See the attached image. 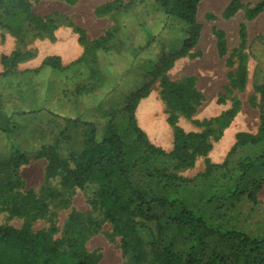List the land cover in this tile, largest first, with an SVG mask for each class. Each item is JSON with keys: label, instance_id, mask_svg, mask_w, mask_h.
Segmentation results:
<instances>
[{"label": "rangeland", "instance_id": "1", "mask_svg": "<svg viewBox=\"0 0 264 264\" xmlns=\"http://www.w3.org/2000/svg\"><path fill=\"white\" fill-rule=\"evenodd\" d=\"M239 1L233 14V0L199 3L198 44L137 103L146 141L136 140L126 113L115 117L131 182L145 196L123 213L128 198L121 188L114 203L103 200L98 179L83 189L63 186V174L51 171L46 158L17 169L8 162L16 149L57 145L56 156L74 168L84 129L66 131L67 121H92L102 132L163 53L181 46L186 27L154 0H0V118L17 127L0 131V226L45 235L64 252L86 251L94 264H159L153 250L163 246L158 225L172 213L155 201L177 199L216 230L264 239V11L250 16L264 0ZM98 40H105L104 50L90 55ZM48 57L60 58L63 71L45 69ZM226 113L231 121L220 130ZM178 132L204 140L183 147ZM175 243L184 255V236Z\"/></svg>", "mask_w": 264, "mask_h": 264}, {"label": "trees", "instance_id": "2", "mask_svg": "<svg viewBox=\"0 0 264 264\" xmlns=\"http://www.w3.org/2000/svg\"><path fill=\"white\" fill-rule=\"evenodd\" d=\"M154 2L168 19L180 22L186 27V37L178 49L170 48L169 51L163 53L154 70L148 72L143 85L128 96L123 106L120 107L121 109L110 113L102 132L92 121L81 119L67 121L66 131L68 129H84L82 134L83 149L74 158V168H70L66 161L60 160L56 156L57 145L29 153L16 149L8 165L17 169L33 160L46 158L51 171H60L63 174L62 184L65 187L75 186L83 189L87 183L98 179L102 187L103 200L115 203L121 198L119 188L127 195V203L122 204L120 208L123 213H130L131 206L134 204L145 203L144 194L136 189L131 182L125 157L127 143L122 138L115 117L126 113L129 117L128 128L133 130L136 140L146 141V134L136 123L135 110L138 101L149 94L151 86L165 69L196 47L201 34L200 25L196 21L201 0H154ZM116 5L118 4L115 3ZM239 5V0H233L229 12L235 13ZM21 6L27 8L24 2H21ZM133 6L134 2H131L129 7ZM263 11L264 2L258 4L250 16L256 17ZM38 20L41 21V19ZM241 35L243 38V31H241ZM104 43L105 40L93 42L88 48V53L90 55L99 54L105 48ZM220 48L223 53V43L220 44ZM42 66L52 71H63L61 60L58 57H48ZM231 118L232 114L226 113L219 123V129H225ZM170 121L173 123L175 119L171 118ZM15 126L8 116H4L3 121L0 118L2 133L15 132ZM65 130L64 132H66ZM259 132L260 137L263 138L264 115L261 117ZM68 138L69 136L66 139ZM176 140L185 147L193 140H204V136L188 137L183 132H178ZM247 142L255 144L258 141L256 138H250ZM239 143L240 145L246 144L243 141ZM244 168L245 174L249 170V166ZM261 186L262 182L256 185V189H260ZM12 189L13 187L8 188V190ZM1 191L5 190L1 189ZM155 202L160 208H169L172 213L166 222L158 225V237L163 246L154 245L153 250L159 264H264V239H251L243 233H223L216 230L208 226L201 217L192 213L177 199H159ZM106 215L115 223L113 210H107ZM146 218L157 221L155 216L146 215ZM179 235H183L185 241L188 242L184 255L175 251V241ZM59 244L58 241L51 242L47 236L32 233L28 229L18 230L11 226H0V264H22L26 260L32 261V263L26 264H94L93 257L86 251L64 252L60 250ZM220 247L227 248L228 251Z\"/></svg>", "mask_w": 264, "mask_h": 264}]
</instances>
